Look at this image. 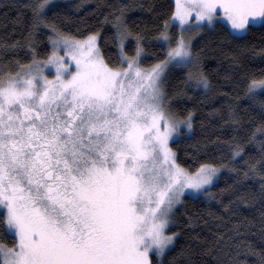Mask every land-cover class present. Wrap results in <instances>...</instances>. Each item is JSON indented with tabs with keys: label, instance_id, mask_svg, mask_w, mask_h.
<instances>
[{
	"label": "snow or ice",
	"instance_id": "obj_1",
	"mask_svg": "<svg viewBox=\"0 0 264 264\" xmlns=\"http://www.w3.org/2000/svg\"><path fill=\"white\" fill-rule=\"evenodd\" d=\"M25 7L31 23L23 41L0 42V235L11 240H0V264H163L159 258L179 236L171 226L182 197L215 199L209 189L222 168L236 173L234 189L246 188L248 180L259 189L219 201L223 213L209 216L226 227L242 204L258 202L264 239V139L256 135L264 137V75L244 85V95L261 107L262 123L247 141L259 143V158L245 161L242 176L237 165L244 147L236 136L227 148L216 144L218 163L190 171L178 162L171 144L193 131V113L173 112L166 89L169 76L183 72L185 87L177 95L202 88L207 99L212 85L202 70L203 49L197 52L194 41L217 26L232 40L242 39L264 26V0H176L154 37L164 56L148 67V37L125 19L127 5L104 17L112 25L105 40L114 53L102 50L99 29L76 35L57 26L60 13L52 10L60 5L53 0H29ZM140 7L154 12L151 5ZM41 25L49 30L43 58L36 47ZM22 49L28 50L26 61ZM208 118L241 124L231 104ZM203 151L210 152L207 145ZM187 223L191 227L195 218ZM243 227H226L212 247L234 243L228 233L239 236ZM180 256L189 252L181 249ZM170 264H177L175 257Z\"/></svg>",
	"mask_w": 264,
	"mask_h": 264
},
{
	"label": "trees",
	"instance_id": "obj_2",
	"mask_svg": "<svg viewBox=\"0 0 264 264\" xmlns=\"http://www.w3.org/2000/svg\"><path fill=\"white\" fill-rule=\"evenodd\" d=\"M28 2L29 0H0V42L23 41L31 23V10L25 7ZM4 3H11L12 6L5 8ZM53 3L60 5L59 8L52 10L60 13L55 20L57 26L76 35H87L89 31L99 29L102 33L100 41L102 50L112 53L115 49L111 41H106L105 38L111 35L113 29L110 23L104 22V17L110 15L115 8L127 5L125 19L130 25L135 22L138 27L134 30L148 37L147 56L143 66L148 67L157 58L162 59L164 56V49L154 37L159 27H162L163 20L174 12L172 0H53ZM76 5L81 7L77 9ZM140 5H151L154 12L148 11L147 7L141 8ZM51 16L52 12H49V17ZM65 16L68 19H65ZM48 31L41 25L36 33V47L41 58L47 52ZM201 36L202 39L197 37L194 42L198 45L197 52L203 49L202 70L210 81L212 90L207 99L204 90L201 89H188L186 94L177 95V90L185 87L182 83L184 74L177 72L169 76L166 89L171 97L173 112L181 116L189 111L193 113V131L172 143L171 147L177 153L178 162L190 171H195L201 163H218L220 153L215 151L216 144L220 143L227 148L226 142L236 136L244 147L243 159H240L237 165L242 176L243 170L247 167L245 161L250 157L259 158V143L247 141L262 123L261 107L244 95V85L251 76L264 75L262 52L264 26H254L239 40H232L219 26L215 30L202 33ZM27 51V49L20 51L22 61L28 59L25 56ZM233 57L237 58L238 63H233ZM112 59L114 60V57ZM259 99H264V94H261ZM229 104L238 109L241 116L240 125L232 126L225 124L224 120L208 118L209 112L214 109L223 111ZM233 127L236 131L232 130ZM256 135L257 140L264 139L260 133ZM209 138L213 143H207ZM205 145L210 150L208 154L203 151ZM198 148L201 150L197 151ZM212 157L216 159L213 160ZM235 175L236 173L228 171L227 168L219 175L215 186L209 189L215 199L210 200L204 195L198 198L182 197L183 204L177 206L179 209L176 213L177 222L171 226V231L178 232L179 236L175 247L166 256L161 257L163 264H170L174 257L177 264H182L188 259L191 260V264H261V257L264 256V239L261 231V205L258 202L254 205L242 204L240 213L227 221V228L233 227L236 223L244 226L239 236L228 233L234 237V243L227 241L219 250L212 247L211 242L215 241L216 235L226 231V222L210 217L209 212L216 215L223 213V204L235 199L247 188L259 189L256 180L244 181L246 188L234 189L231 186ZM219 201H223V204L218 203ZM190 217L195 218V223L191 227L187 223ZM205 220L209 221L208 225H205ZM216 225L221 227L217 228ZM209 228L212 230L209 231ZM5 239L7 243H11L10 238L0 235V240ZM228 248H231V251H228ZM249 248L252 250L249 251ZM181 249L189 252V256H180Z\"/></svg>",
	"mask_w": 264,
	"mask_h": 264
},
{
	"label": "rangeland",
	"instance_id": "obj_3",
	"mask_svg": "<svg viewBox=\"0 0 264 264\" xmlns=\"http://www.w3.org/2000/svg\"><path fill=\"white\" fill-rule=\"evenodd\" d=\"M172 2H173V4H174V11H175V10H176V0H172ZM182 2H183V0H182ZM256 26H260V25H256ZM158 43H160V42L158 41ZM160 44H161V43H160ZM53 71H54V70H53ZM201 90H203V89L201 88ZM184 131L187 132L186 129H185ZM223 172H225V168H222V169H221L220 174L223 173ZM220 174H219V175H220ZM186 196H188V195H186ZM200 196H202V195H200ZM188 197H191V196H188ZM191 198H193V197H191ZM159 259H161V257H160Z\"/></svg>",
	"mask_w": 264,
	"mask_h": 264
}]
</instances>
